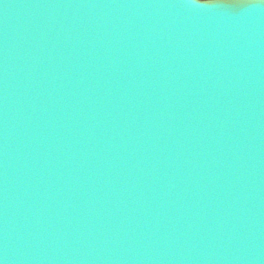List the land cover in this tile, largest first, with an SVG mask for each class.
Here are the masks:
<instances>
[{"label":"water","instance_id":"1","mask_svg":"<svg viewBox=\"0 0 264 264\" xmlns=\"http://www.w3.org/2000/svg\"><path fill=\"white\" fill-rule=\"evenodd\" d=\"M0 264H264V0H0Z\"/></svg>","mask_w":264,"mask_h":264}]
</instances>
